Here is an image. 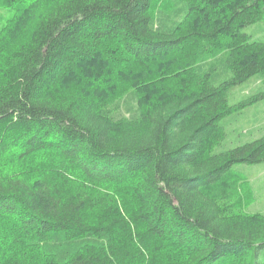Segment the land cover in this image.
Masks as SVG:
<instances>
[{"label":"trees","instance_id":"trees-1","mask_svg":"<svg viewBox=\"0 0 264 264\" xmlns=\"http://www.w3.org/2000/svg\"><path fill=\"white\" fill-rule=\"evenodd\" d=\"M20 12L0 40V264H264L235 169L264 163V135L223 145V121L264 103L260 88L230 104L264 85V41L243 32L264 0Z\"/></svg>","mask_w":264,"mask_h":264},{"label":"rangeland","instance_id":"rangeland-1","mask_svg":"<svg viewBox=\"0 0 264 264\" xmlns=\"http://www.w3.org/2000/svg\"><path fill=\"white\" fill-rule=\"evenodd\" d=\"M14 3L6 5L0 1V40L7 30L18 20L20 11L32 0H13ZM24 5V6H23ZM23 7V8H22ZM244 33L256 40L264 41V24L251 25L243 30ZM259 77H253L247 82L232 88L230 104L235 105L244 100L249 94L256 92L260 86ZM92 88L104 87L99 82L89 84ZM225 121H227L225 123ZM223 121L226 128V137L223 140L224 149H232L239 145L253 141L260 135H264V103L250 107L241 113H235ZM253 133L254 135H252ZM218 150H222L221 147ZM235 169L242 175L243 180L249 181V186L255 194V201L251 206L252 212L264 214V163L257 165L238 164ZM248 185L246 188L249 187Z\"/></svg>","mask_w":264,"mask_h":264}]
</instances>
